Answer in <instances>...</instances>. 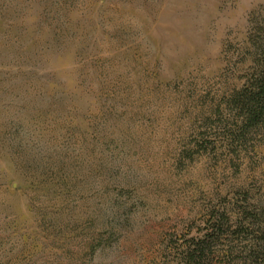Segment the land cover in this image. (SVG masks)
I'll list each match as a JSON object with an SVG mask.
<instances>
[{"label":"rangeland","instance_id":"374dc122","mask_svg":"<svg viewBox=\"0 0 264 264\" xmlns=\"http://www.w3.org/2000/svg\"><path fill=\"white\" fill-rule=\"evenodd\" d=\"M263 83L264 0H0V264H264Z\"/></svg>","mask_w":264,"mask_h":264},{"label":"trees","instance_id":"16d2710c","mask_svg":"<svg viewBox=\"0 0 264 264\" xmlns=\"http://www.w3.org/2000/svg\"><path fill=\"white\" fill-rule=\"evenodd\" d=\"M257 97L259 99H257V102H259V100L262 102L263 99H260L262 98V96H264V83L263 85L260 87V90L258 91L257 93ZM195 250H193V253H189L187 256L188 260H189V263L191 262L192 264H199V260H200V255L202 253V249L201 248H198V247H194ZM198 248V250L196 251V249Z\"/></svg>","mask_w":264,"mask_h":264}]
</instances>
